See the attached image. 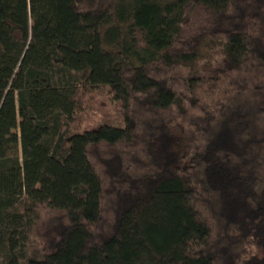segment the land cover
<instances>
[{"label":"trees","instance_id":"16d2710c","mask_svg":"<svg viewBox=\"0 0 264 264\" xmlns=\"http://www.w3.org/2000/svg\"><path fill=\"white\" fill-rule=\"evenodd\" d=\"M0 264H264V0H0Z\"/></svg>","mask_w":264,"mask_h":264}]
</instances>
